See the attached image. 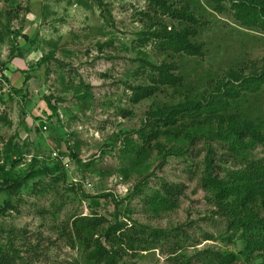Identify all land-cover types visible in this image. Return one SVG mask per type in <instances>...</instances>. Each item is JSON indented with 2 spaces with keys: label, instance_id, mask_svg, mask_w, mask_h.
Listing matches in <instances>:
<instances>
[{
  "label": "rangeland",
  "instance_id": "1",
  "mask_svg": "<svg viewBox=\"0 0 264 264\" xmlns=\"http://www.w3.org/2000/svg\"><path fill=\"white\" fill-rule=\"evenodd\" d=\"M231 6L0 0V68L9 72L0 185L22 181L0 192V254L13 264H102L84 240L95 234L109 250L102 235L116 226L126 238L113 248L116 264H222L228 255L264 264V248L245 250L228 230L230 203L208 177L226 183L264 151L255 145L241 161L216 141L234 125L264 136V31L240 26ZM169 34L198 52L168 49ZM52 151L71 162L76 184ZM165 185L176 188L162 204Z\"/></svg>",
  "mask_w": 264,
  "mask_h": 264
},
{
  "label": "trees",
  "instance_id": "2",
  "mask_svg": "<svg viewBox=\"0 0 264 264\" xmlns=\"http://www.w3.org/2000/svg\"><path fill=\"white\" fill-rule=\"evenodd\" d=\"M217 1V0H216ZM231 2V10L233 17L240 26L249 28H258L264 31V0H229ZM181 16V15H179ZM184 16V14H183ZM187 17V16H186ZM162 45L172 50L173 52H186L187 54H193L198 52V48L195 45H191L185 39L181 38V35L169 34L163 38ZM169 70V68L161 69V72ZM167 77V73L165 74ZM147 92L149 89L138 88L134 92V95L141 92ZM48 105L49 102H48ZM52 108V107H51ZM55 111L54 108H52ZM235 129H231L225 135L217 137L216 141L219 143L218 147H226V156L232 159H239L242 161L247 155V151L254 148L255 145L260 144L264 150V136L260 131H257L253 127L242 125L236 126ZM219 138V140H218ZM224 150V149H223ZM228 159L222 160L221 156L217 158L218 164L227 163ZM249 165L243 172L236 173V176H232L229 181L223 183L218 178H212L211 184H214L216 188L215 195L218 200H226L230 203L229 210V223L228 230L234 232H240V239L244 244L245 250L262 249L264 248V151L262 159L256 163H248ZM213 155L208 159L206 168L214 167ZM218 166V165H217ZM63 169V167H62ZM66 173V172H65ZM22 185L20 179H7L0 185V192L6 188L12 192L17 191ZM175 186L164 187V194L161 200L162 204L167 203L170 199L173 200L175 192ZM88 199V206L93 209L100 208L99 197H86ZM230 199V200H229ZM232 203V204H231ZM220 204V203H218ZM82 222L86 221L81 218ZM89 222V221H88ZM89 224L92 225L91 222ZM88 223L84 226L88 230L91 227ZM119 231L118 227L110 226L106 232L102 235L108 242V246L111 249L103 246L100 238L94 239L95 234H90L89 239L84 240L88 249L93 248V257L97 262L102 264H116V257L118 252L113 248L114 246H124L126 238L116 236ZM79 238L80 235L76 233ZM133 239H128L126 242L127 248L133 250ZM222 264H231L233 259L228 256H224L220 260ZM0 264H13V260L7 254H0Z\"/></svg>",
  "mask_w": 264,
  "mask_h": 264
},
{
  "label": "built area",
  "instance_id": "3",
  "mask_svg": "<svg viewBox=\"0 0 264 264\" xmlns=\"http://www.w3.org/2000/svg\"><path fill=\"white\" fill-rule=\"evenodd\" d=\"M4 77V78H3ZM6 78H8L7 73L5 72V70L0 68V83H3V81L6 80ZM8 93H10L9 90H7ZM52 157L54 158V160L60 161L61 165L64 169V171L66 172L67 176L72 180V182L74 184L77 183V180H75L74 177V173H73V168L72 165L70 164L71 162L68 159H62L59 157L58 155V151H52ZM85 189H92V185L85 183Z\"/></svg>",
  "mask_w": 264,
  "mask_h": 264
},
{
  "label": "crops",
  "instance_id": "4",
  "mask_svg": "<svg viewBox=\"0 0 264 264\" xmlns=\"http://www.w3.org/2000/svg\"><path fill=\"white\" fill-rule=\"evenodd\" d=\"M6 71H7V70H5V72H6ZM6 73H7L8 79H9V72L7 71Z\"/></svg>",
  "mask_w": 264,
  "mask_h": 264
}]
</instances>
